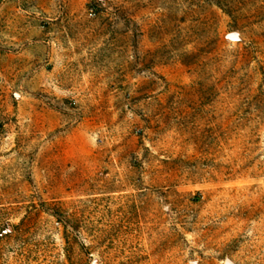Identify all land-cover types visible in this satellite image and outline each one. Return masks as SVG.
I'll list each match as a JSON object with an SVG mask.
<instances>
[{
  "label": "rangeland",
  "instance_id": "rangeland-1",
  "mask_svg": "<svg viewBox=\"0 0 264 264\" xmlns=\"http://www.w3.org/2000/svg\"><path fill=\"white\" fill-rule=\"evenodd\" d=\"M0 264H264V0H0Z\"/></svg>",
  "mask_w": 264,
  "mask_h": 264
}]
</instances>
